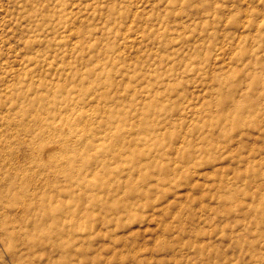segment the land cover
Returning <instances> with one entry per match:
<instances>
[{
	"label": "rangeland",
	"instance_id": "1",
	"mask_svg": "<svg viewBox=\"0 0 264 264\" xmlns=\"http://www.w3.org/2000/svg\"><path fill=\"white\" fill-rule=\"evenodd\" d=\"M0 264H264V0H0Z\"/></svg>",
	"mask_w": 264,
	"mask_h": 264
}]
</instances>
